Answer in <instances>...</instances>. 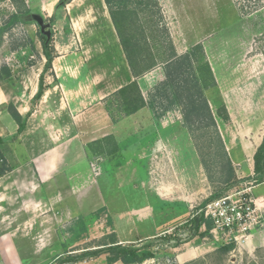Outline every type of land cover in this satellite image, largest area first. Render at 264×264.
Listing matches in <instances>:
<instances>
[{"label": "crops", "instance_id": "obj_1", "mask_svg": "<svg viewBox=\"0 0 264 264\" xmlns=\"http://www.w3.org/2000/svg\"><path fill=\"white\" fill-rule=\"evenodd\" d=\"M25 1L32 14L25 25L31 42L20 47L17 42H0V70L7 67L11 73L0 82V136L8 140L3 150L12 168L0 178V264H55L66 253L92 249L83 247V238L67 237L64 225L101 212L110 218L101 237L114 235L124 246L149 242L156 246L162 243V237L176 230L181 232L180 227L192 215L187 202L196 194L195 176L191 190L173 187L179 184V162L184 156H180V146H187L188 154L190 149L193 155L196 153L181 112L175 109L157 114L145 107L113 122L105 101L135 80L148 98L165 79L163 67L138 79L134 77L105 0ZM159 1L171 20L169 31L177 53L184 54L201 44L217 85L231 79L235 64H221L211 57L221 51L236 55L239 47L229 42V37L226 42L236 47L233 52L213 45L222 30V15L212 12V1ZM60 3L64 6L60 7ZM51 18L55 57L52 69L45 72L47 59L38 32L41 22ZM42 75L44 94L33 104ZM10 105L23 117L33 110L25 131L15 141L10 139L17 134L19 125L9 113ZM249 120L240 124L230 115L221 132L228 136L225 138L222 132L233 165L239 167L235 168L237 179L255 182L254 155L264 132L255 140L254 132L259 127ZM238 127L252 131L248 134L255 145L253 150L246 140L230 134ZM107 139L112 151L117 146V153L102 155L89 150L90 145ZM249 154L250 164L245 166ZM251 192L264 216V182L256 183ZM96 223L103 225L102 220ZM251 235L243 250L252 260L244 263L240 258L241 264H258L256 258L264 250V223ZM204 239L211 240L208 236ZM213 243L219 246L210 248L211 253L226 254L219 250L222 245ZM206 250L179 254L176 264H196L204 254H210ZM107 258L102 255L76 264H108Z\"/></svg>", "mask_w": 264, "mask_h": 264}, {"label": "trees", "instance_id": "obj_2", "mask_svg": "<svg viewBox=\"0 0 264 264\" xmlns=\"http://www.w3.org/2000/svg\"><path fill=\"white\" fill-rule=\"evenodd\" d=\"M9 1L15 13L9 17L10 26L7 31L18 23L26 24L32 17L25 0ZM105 3L134 77L138 79L157 67H163L165 72V79L153 88L148 98L143 96L135 80L106 99L107 111L113 122L132 116L145 107H149L157 114L179 110L208 180L212 184L232 186L237 179L234 165L206 96V91L216 87L217 83L203 45H196L184 54L177 53L169 29L162 23L164 17L159 0H105ZM48 22H44V25L52 26L54 18ZM38 36L47 59L46 72L52 69L55 57L53 34L50 27L41 28ZM26 43L19 41L16 45L20 47L25 46ZM10 75L8 68L2 67L0 82L9 78ZM44 90V75H42L39 92L33 104L42 98ZM32 112L33 110L23 117L13 105L9 106L10 115L19 125L18 132L10 139L11 141L17 140L25 131L27 120ZM7 141L0 136V178L12 170L3 150ZM112 149L110 139L89 146L92 153L95 152L93 150H97L102 155L117 153L116 145L115 151ZM254 166L255 183L264 182V138L254 155ZM229 189L206 199L202 205L221 197ZM203 224L206 226V231L201 232ZM211 228L212 223L202 216L191 217L184 226L180 227L181 230L188 232L187 237L176 239L173 247L178 248L196 237L205 238L209 235ZM177 233L176 230L173 234L162 237L160 241L168 243L174 240ZM98 244L96 249L85 248L80 254L66 253L59 257L55 264H76L102 255H108V264H143L155 258V253L152 251L155 242L142 246L135 244L124 246L118 243L114 235H110L102 238ZM232 248V246H221L219 250L229 253ZM75 251L77 250H73Z\"/></svg>", "mask_w": 264, "mask_h": 264}, {"label": "rangeland", "instance_id": "obj_3", "mask_svg": "<svg viewBox=\"0 0 264 264\" xmlns=\"http://www.w3.org/2000/svg\"><path fill=\"white\" fill-rule=\"evenodd\" d=\"M211 1L212 3L210 6H212V12L222 15V30H220L219 35L213 40V45L218 44L220 47L224 46V51L227 53L236 50V47H232L229 42L232 44L237 43L239 49L235 51L237 52L236 55L224 54L223 51L219 52L216 56L212 55L211 58L217 60V62L221 64L226 62L234 63L235 65L232 67L235 68V75H233L231 79L228 78L226 83H220L217 87L210 89L207 93V97L215 115L222 138V132L224 131L221 132V128H223L224 124L229 121L230 115H232V117L236 118L237 122L240 124H243V121L247 122L250 121L249 119H253V125H255V127L258 125L259 127L258 130H255L254 132V138L257 140L259 135H262L264 132V0ZM59 6L63 7L64 4L60 3ZM14 13L15 9L9 0H0V42L9 41V43H13V45L19 41L28 43L30 37L25 27L27 23H18L7 31L8 26H10L9 17ZM162 15L164 17L162 23L169 29L171 27V20L164 9H162ZM228 37L229 42H226ZM171 38L174 43L175 39L173 38V35H171ZM225 42L228 45H226ZM219 70L221 71L218 67V73L220 76L221 72ZM245 116L248 118L244 119ZM251 132L252 131H249L248 129L238 127L237 129L230 131V134H233L232 137H238V140H246L248 145L251 144L250 149L253 150L255 145L253 142L251 143V141H249L251 136L248 134ZM183 136L184 135L181 132V137ZM247 136L248 139H245ZM224 137H228L225 132ZM191 142L193 147H195L192 139ZM180 152V156H184L179 162V184L176 183L173 187H175V189L178 187L179 190L182 189L183 191L191 190V180L192 177L195 176L196 180L194 186L196 194L193 197L194 200L187 202V207L190 213H193L203 201L213 195L223 193L229 188V191H232L237 187H241V185L246 182H252V180L246 178H238L232 186L212 184L207 179L197 150L195 155H193L191 149L188 154L187 146L181 145ZM249 152H251V150ZM250 160L251 154L246 158L244 165L247 166L250 164ZM235 168L239 170V167L236 165L234 166V169ZM242 181H245V183H242ZM97 220H102V223L100 224L103 225L100 226L99 223H96ZM109 224L110 218L105 212H101L88 219L81 218L78 220H70L64 225V230L68 232L67 237H73L72 239L77 238L78 240L83 238L85 240L83 247L90 246L93 249V246H96L99 243L96 238L99 239V241L102 240L101 235L105 232L104 227L106 228ZM187 233L188 232L182 230L175 235L174 240L168 243L162 242L157 244L152 248V251L155 253V258L146 261L145 264H176V256L179 254H184L185 256L188 255L189 251L195 249L198 251L200 248H206V251L210 252L219 246L216 243V245H214V241L212 240H205L204 238L197 237L192 242L183 243L179 248L173 247L176 239L179 237H187ZM210 248L213 249L211 250ZM240 258L245 260L244 263L252 260V258H249L246 251H238V249L233 247L232 250L226 254H215V252H210L208 255L204 254L196 264H241L239 261ZM256 261L258 264H264V250L259 252Z\"/></svg>", "mask_w": 264, "mask_h": 264}, {"label": "built area", "instance_id": "obj_4", "mask_svg": "<svg viewBox=\"0 0 264 264\" xmlns=\"http://www.w3.org/2000/svg\"><path fill=\"white\" fill-rule=\"evenodd\" d=\"M254 185V181L246 182L205 205L201 204L191 217L202 216L212 223L208 238L214 242L243 250L249 245L252 232L264 223V216L251 192ZM202 228L206 231L205 224Z\"/></svg>", "mask_w": 264, "mask_h": 264}, {"label": "water", "instance_id": "obj_5", "mask_svg": "<svg viewBox=\"0 0 264 264\" xmlns=\"http://www.w3.org/2000/svg\"><path fill=\"white\" fill-rule=\"evenodd\" d=\"M41 26H42V29H45V28H49L50 27L49 24L48 25H44V22H41Z\"/></svg>", "mask_w": 264, "mask_h": 264}]
</instances>
